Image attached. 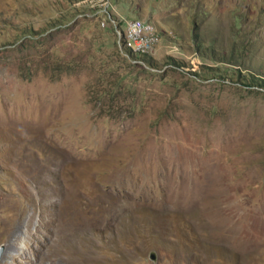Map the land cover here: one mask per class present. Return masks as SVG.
Instances as JSON below:
<instances>
[{"label": "rangeland", "instance_id": "obj_1", "mask_svg": "<svg viewBox=\"0 0 264 264\" xmlns=\"http://www.w3.org/2000/svg\"><path fill=\"white\" fill-rule=\"evenodd\" d=\"M257 78L264 0H0V264H264Z\"/></svg>", "mask_w": 264, "mask_h": 264}, {"label": "trees", "instance_id": "obj_2", "mask_svg": "<svg viewBox=\"0 0 264 264\" xmlns=\"http://www.w3.org/2000/svg\"><path fill=\"white\" fill-rule=\"evenodd\" d=\"M134 20H136V21H140V22H143V23H148L149 24V22L150 21H146V20H144V19H140V18H132V19H129V20H126V21H124V26H123V28H122V35H123V33H124V30H125V26H126V22L127 21H134ZM151 25V24H150ZM151 27H152V25H151ZM153 28V27H152ZM154 30V37H155V42H154V46H155V44H156V42H157V38H156V36H155V29H153ZM158 32H159V30H158ZM159 37H160V35H159ZM159 41H160V38H159ZM132 43V42H131ZM130 42H123V40L121 39V38H119L118 39V45L121 47V52L123 53V54H126V55H128L129 57H132V58H134V60H137V61H141V62H143L144 64H146L147 66H149V67H152L153 66V63H152V60H151V52L150 53H140V52H136L135 51V49H134V45H133V43L131 44ZM159 43V42H158ZM157 43V44H158ZM130 44L133 46V47H131L130 46ZM154 51V50H153ZM152 51V52H153ZM135 53H137V54H135ZM138 55V56H137ZM173 62H174V60L172 59V58H170ZM175 63V62H174ZM254 77V76H253ZM252 77V78H253ZM254 79V78H253ZM256 85H258V86H260V87H262V86H264V80L263 79H261V78H257V81H256Z\"/></svg>", "mask_w": 264, "mask_h": 264}, {"label": "bare ground", "instance_id": "obj_3", "mask_svg": "<svg viewBox=\"0 0 264 264\" xmlns=\"http://www.w3.org/2000/svg\"><path fill=\"white\" fill-rule=\"evenodd\" d=\"M134 22L135 23H138V24H140V25H143V26H145L146 27V32L150 35V36H152L153 38H154V42H155V37H154V30H153V28L151 27V25H149V24H147V23H143V22H140V21H136V20H134ZM132 26H133V21H129L128 23H127V26H126V32H125V34H124V37H123V39H124V42H127L128 43V41H132L133 42V36L130 34V32L128 31V28H132ZM157 38V37H156ZM136 40H143V33H136ZM134 45V44H133ZM134 49H135V51L136 52H140V53H150V52H152L153 50H150L149 48H147V47H140V46H134ZM135 54H137V53H135ZM56 236V235H55ZM59 236H61V235H59ZM62 239V238H61ZM62 241V240H61ZM64 242V241H63ZM56 243H57V241H56ZM59 243V242H58ZM57 243V244H58ZM56 245V244H55ZM58 246V245H57ZM55 248H56V246H55ZM57 257L58 256H56V257H53V258H49V260H50V264H55V261H56V259H57Z\"/></svg>", "mask_w": 264, "mask_h": 264}, {"label": "built area", "instance_id": "obj_4", "mask_svg": "<svg viewBox=\"0 0 264 264\" xmlns=\"http://www.w3.org/2000/svg\"><path fill=\"white\" fill-rule=\"evenodd\" d=\"M128 31L133 36L134 46L147 47L150 50H155L156 46H154V38L146 32L145 26L133 21V26L132 28H128ZM136 33H143V40H136Z\"/></svg>", "mask_w": 264, "mask_h": 264}, {"label": "water", "instance_id": "obj_5", "mask_svg": "<svg viewBox=\"0 0 264 264\" xmlns=\"http://www.w3.org/2000/svg\"><path fill=\"white\" fill-rule=\"evenodd\" d=\"M118 33H120V32L118 31ZM2 250H3V248H2V246H0V256L2 254ZM149 259L152 260V261H155L156 260V254H155V252L152 251V252L149 253Z\"/></svg>", "mask_w": 264, "mask_h": 264}]
</instances>
